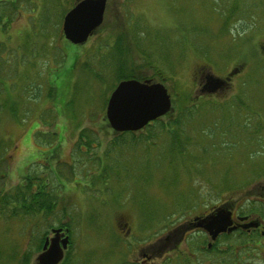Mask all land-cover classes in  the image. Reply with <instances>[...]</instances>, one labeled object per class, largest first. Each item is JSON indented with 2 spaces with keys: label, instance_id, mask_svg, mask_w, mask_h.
Wrapping results in <instances>:
<instances>
[{
  "label": "rangeland",
  "instance_id": "obj_1",
  "mask_svg": "<svg viewBox=\"0 0 264 264\" xmlns=\"http://www.w3.org/2000/svg\"><path fill=\"white\" fill-rule=\"evenodd\" d=\"M24 7L26 11L15 15L0 12V73L11 90L7 104L0 98V154L4 156L0 190L14 186L24 168L33 164L31 173L51 176L59 201L33 233L24 219L0 221V264H20L21 253L27 254V264H35L34 244L49 224H65L69 229L71 242L61 264H122L135 260L138 252L156 251L161 240L164 253L170 252L181 228L194 215L227 200L233 205L234 199L241 198L238 192L244 195L243 209L251 212L250 217H259L264 204L246 199L264 188V131L256 146L249 145L237 126L227 131V122L209 117L207 101L236 95L245 99L250 94L251 106L262 115L259 121L264 124V0H107L102 24L82 45L64 39L61 22L54 27L56 35L49 32L47 39L35 35L30 27L37 18L30 17ZM117 37L122 39L134 74L165 86L171 109L170 117L134 134L139 151L129 152L122 145L108 159L103 150L113 133L104 112L116 83L112 54ZM207 76L230 83L214 93H202ZM197 98L204 103L192 110ZM180 109L184 134L179 138L185 145L178 154L171 152L176 141L167 139L168 129L160 130L159 123L179 116ZM82 130L101 144L88 156L73 155ZM148 131L156 142H148L150 152L141 142ZM252 152L259 154L253 162L247 159ZM95 153L107 167L115 161L112 170L118 179L114 176L111 181L114 191L110 197L94 191L87 181L97 163L96 158H87ZM127 170L132 179H127ZM148 191L156 195L160 216L170 213L166 221L154 217L161 221L159 228L156 222L144 223L137 205L141 198L148 205L152 202ZM167 236L170 239L164 240ZM190 237H186L189 243ZM262 241L246 264H264ZM220 259L215 257L213 262L221 264Z\"/></svg>",
  "mask_w": 264,
  "mask_h": 264
},
{
  "label": "trees",
  "instance_id": "obj_2",
  "mask_svg": "<svg viewBox=\"0 0 264 264\" xmlns=\"http://www.w3.org/2000/svg\"><path fill=\"white\" fill-rule=\"evenodd\" d=\"M70 1L71 3L68 2V0L0 1V12L4 11V12H8L9 14L13 12V14L15 15L17 14L19 10L20 11L24 10L25 8L24 6H26L27 11L32 14L30 17L35 16L37 18V21L32 23L30 28L35 33V35L39 34V36H41L43 39H47L49 32L56 35V33H54V27L58 23L61 22L63 15L68 10L67 9L68 3L71 4L69 7L71 8L76 0H70ZM58 7H61V8L58 9ZM0 18H2V15L0 16ZM9 22L10 21H9V16H8V18L6 17V25H9ZM52 23L54 24L53 26H52ZM35 24L36 26L38 25V29L37 27L32 26ZM113 50H114L112 54V60L114 62L113 63L114 64L113 65L114 66L113 75H114V79L116 83L122 80H128V79H138V80L145 79V77L137 76L134 74L133 67L131 66V63L129 62L127 55H126V48L123 46L122 39L120 37L116 38L115 44L113 46ZM155 67L153 66L155 70H158L156 69L157 67L156 68ZM94 76L96 78L98 77V75H95V74ZM3 80H4V74L0 73V98L2 99L4 97V99H6L5 104H7L9 102L8 93L11 92V90L9 86L10 84L6 85V83H4ZM116 83L114 84L112 89L115 87ZM247 86L251 88L249 83H247ZM240 87L244 88L245 82H242ZM47 96L51 98L52 92H49ZM250 98H251V95L247 94V96H245V99L243 97L236 95V96L228 98L227 100L223 99L222 101H218L217 99H215L214 101H207L208 102L207 106L209 108L207 112L209 113V117H212L213 120L215 121L227 122V127H228L227 131H229L230 126L231 127L237 126L238 129L241 130V132L239 133H243L244 131L245 138L246 140L248 138L247 141L249 145L254 144V143L256 144V140H258V138L259 139L263 138L260 132L261 130L264 131V124L259 121L261 120L262 115L258 111H255L254 107L251 106L253 103V100L252 101L249 100ZM199 99L200 98H197L196 100L198 102L193 103L191 105L192 110L198 109V107L200 106L199 104L204 103L202 102L203 100L199 101ZM262 100L264 101V98ZM247 102L248 103L251 102L250 105ZM12 105H13V101L10 102V105L8 107L11 108ZM262 108L264 109V106H262ZM181 111H182L181 109L178 111L179 116L176 114V116H174L173 119H170L167 121L168 123L166 124L159 123L160 130L168 129L167 131H165L167 139L170 140V142L173 144L176 141V146H174L176 148H173L171 152L176 151L178 154H181L184 151V145H185V144H182V141L179 138L180 134L182 133L184 134V128H183L184 124L181 123L182 118L180 116ZM189 115L191 116V118H193L191 110L189 111ZM165 117H170L169 113L151 124L159 122L160 120H163V118ZM151 124L149 126H152ZM217 125L220 126L221 124L218 123L214 127H217ZM55 134H56L55 132L51 134L49 141L51 140L53 141V139L55 138ZM134 134L135 133H132V132L131 133L129 132L128 134H124V133L116 134V135L113 134V137L108 142V145L106 146V148H104L103 150V156L105 158L107 157L108 159H112L113 157L111 158V155L120 151L118 149L123 148L121 147L122 145H124L125 148L127 145L126 150L129 152L139 151L137 148L140 145L135 147L136 144L134 143V141L136 140H134L135 138ZM159 136L162 137V134H159ZM154 137L155 135L153 134V132L148 131V135H145L143 138L144 140H142V138L140 139L142 140L141 142L143 143L142 148L150 152L151 145L147 146V144L149 141L150 142L152 141L151 143L155 145L156 142H153ZM49 141L48 143H50ZM94 141H95V138L93 136H90L88 132H86L85 130L80 131V133L78 134V141L74 149V152L76 153L73 152V155L78 154L79 156H81V154H87L88 156L92 152L93 149L97 147L99 148L101 145L100 143L96 144ZM255 144L254 146H256ZM81 147H84V149ZM177 148L178 150H176ZM171 152H170L171 159H175L176 156ZM129 155L132 156L131 154ZM258 155H259L258 152H252L249 154L247 159L248 161L253 162L259 157ZM3 157L4 156L1 153L0 160H2ZM92 158L93 159L96 158L97 160V163L92 165V166H95L96 171H93L94 174L91 173L90 175H88L87 181H89L88 183L91 185L90 187H94L93 188L94 191H98V192L100 191V194H104V196L110 197L114 191V186H110V184L112 183L111 181L113 180V177L116 176V174H114L112 170L114 167H116L115 161L113 160V162H110L107 167L106 164H103L101 160V155H97L95 153L93 156H91V158L88 157L87 159L90 160ZM31 165L33 164H30L29 167L26 166L24 168L25 170L24 175H21L20 181L17 182L13 188L9 189L8 191H0V218L2 221H5V222L10 221V220H23L24 219L26 224L29 223L31 227V231L33 233L36 230V224L40 223L42 219L43 220L47 219V217L51 215L55 207L58 205L59 195L57 194V188L54 187V185H52L51 176L49 175L45 176L44 174L41 175L40 173H37V171H34L33 173H31L32 171L30 172L29 170L30 167H32ZM125 172H126L127 179L128 180L132 179L131 174L129 173L131 171L127 170ZM116 179H118L117 176H116ZM33 186H35V188H33ZM134 188L137 190V188H140V186H135ZM149 192L150 191H148V198L152 202L148 205L145 199L141 198V201L139 203L137 201V205L142 215L144 223L146 222L145 224L150 225L151 222L152 223L156 222V227H158L161 221H159L158 223V221L154 219V217L156 218L157 216L158 217L160 216V214L155 209V207H157L158 205L157 202H155L156 195L150 194ZM93 197H96V196L93 195ZM111 201L112 203L115 202L114 198H112ZM108 204L111 205V203H108ZM174 208L179 209L178 206H175ZM260 209L261 210H260L259 215H261L264 218V208L261 207ZM253 211L255 212V209H253ZM169 216H170V213L168 214V211H167V214L166 215L163 214L162 216H160V219H162V221L164 220L166 221L165 218L168 217L169 219ZM89 219L92 223L93 216L90 217ZM34 222L36 223L34 224ZM60 227L67 228V225L65 224H59L57 226H53L50 224L47 225V229L42 231L41 234L36 239L37 241L34 244V250L35 251L40 250L44 242V238L47 236V234L50 233V230L52 228H60ZM245 239H246L245 247H247V244H249V242L254 243L255 241H257L256 239H258V237L255 235H251V236H246ZM227 253H230L229 255L230 260H226L225 252H221V254L218 256L215 255L218 259L221 258L220 259L221 264H227V262L232 261L233 254H232L231 248L227 250ZM18 255L20 257L18 259V262H20V264H27V254L21 253ZM198 264H201V262H198Z\"/></svg>",
  "mask_w": 264,
  "mask_h": 264
},
{
  "label": "water",
  "instance_id": "obj_3",
  "mask_svg": "<svg viewBox=\"0 0 264 264\" xmlns=\"http://www.w3.org/2000/svg\"><path fill=\"white\" fill-rule=\"evenodd\" d=\"M106 0H78L62 19L61 31L64 38L73 45L84 44L88 37L101 25ZM224 80L207 76L202 92L214 93L224 85ZM171 109V99L163 84L150 80L135 79L120 81L111 92L105 107V117L115 132H135L145 127ZM229 211L219 208L213 214L201 219L200 226L214 239L219 233L235 229ZM246 219V218H241ZM249 222L245 227H255ZM264 231V229H263ZM65 230L53 229V236L47 238L37 264H57L68 245Z\"/></svg>",
  "mask_w": 264,
  "mask_h": 264
},
{
  "label": "flooded vegetation",
  "instance_id": "obj_4",
  "mask_svg": "<svg viewBox=\"0 0 264 264\" xmlns=\"http://www.w3.org/2000/svg\"><path fill=\"white\" fill-rule=\"evenodd\" d=\"M229 83L230 82L226 81L224 82L223 86H227ZM202 95L203 94L201 93V96ZM14 186H7L0 191H8ZM33 188H35V186H33ZM237 195H241V198L234 199L235 202L233 205H230V201L227 200L221 204L209 207L208 210L203 213L194 215L192 219L189 220L187 224L181 228V231L178 230V232L180 231V235L175 239V247L172 248L170 252L164 253L165 249L163 248V245H165V243H163L161 240L158 241L160 246H155L156 251H151L150 253L138 252L135 260L129 262L126 261L122 264H174L172 262L173 260H175V264H198L200 260L202 261L201 264H215V262H213L214 258L216 257L215 255L218 256L221 254V252H225L226 260H230V253H227V250L230 248L232 250L233 259L231 262H227V264H246L245 262L249 258L251 259L253 257V252L260 250L262 246V240H264V219H261L259 217H250L251 213L247 212V209H243V202H245L243 200L244 195L241 192H238ZM253 198L258 201L260 200V202L264 204V188L261 187L260 193L253 194L246 200L251 201ZM217 208H222L230 212V219L232 221L231 226H234L235 229L230 232L225 231L219 233L214 239H212L210 234L200 226V221L201 219L213 214ZM250 221L255 222L257 226L245 227L246 224ZM124 226L127 225L124 224ZM145 234L146 237L150 238V233ZM187 234H191L190 240L193 238L191 243H189L186 239V237L188 236ZM65 235H68L69 237V247L71 242L69 232ZM251 235L257 236L258 239H256L257 241H255L254 243L249 242V244H247V247H245V237ZM51 236L52 233L50 231V233L47 234V236L44 238V241L46 238H50ZM164 238V240L170 239L169 236ZM173 238L174 237H172L171 239ZM183 242V247L186 248L185 252L181 250V245ZM41 251L42 247L40 248V250L36 251L37 256L35 258V264H37L36 259Z\"/></svg>",
  "mask_w": 264,
  "mask_h": 264
}]
</instances>
